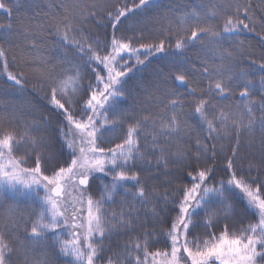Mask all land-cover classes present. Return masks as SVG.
<instances>
[{"label": "snow or ice", "instance_id": "snow-or-ice-1", "mask_svg": "<svg viewBox=\"0 0 264 264\" xmlns=\"http://www.w3.org/2000/svg\"><path fill=\"white\" fill-rule=\"evenodd\" d=\"M161 8L0 0V264H264V0Z\"/></svg>", "mask_w": 264, "mask_h": 264}, {"label": "trees", "instance_id": "trees-1", "mask_svg": "<svg viewBox=\"0 0 264 264\" xmlns=\"http://www.w3.org/2000/svg\"><path fill=\"white\" fill-rule=\"evenodd\" d=\"M159 2L162 5L161 11L166 10L168 7L170 6H176V5H181L184 3V0H159ZM190 2L192 3H198L199 0H190ZM251 2L253 4L257 3V0H251ZM42 5H57L60 3V0H41ZM20 12H24L25 9L24 8H20L19 9ZM155 11V10H153ZM28 14L31 15L32 11L29 9L28 10ZM257 16H260V12L259 10H257ZM6 19V14H4L3 12H0V20H4ZM93 31H95V29H93ZM240 39H243L246 41V43L251 44L254 48L257 49V52H259V49L261 47V45H264V41L261 40V35H264V32H262L259 23H257L256 26V31L254 32H248V31H242L240 34ZM153 37L151 36H147L146 34V39H151ZM49 40H54V38L49 37ZM55 49V44L54 43H49L47 45V51L48 54L52 55V56H56L57 52L54 50ZM15 51V49H14ZM9 62H10V66H11V58L9 57ZM165 62V58L161 55H156L154 57H152V64L143 72H139L136 73L135 76L132 78V80L130 81V86L131 85H135L137 80L143 81L145 84L150 81L153 78V72L152 69L153 67L159 66L160 64ZM5 80L6 77H4L3 75H0V97L4 96V95H10V84L11 82H8L9 87L6 88L5 86ZM34 83L33 80H31L30 78V82L27 86V90L28 92L32 93V84ZM33 96L37 97V102L44 106L45 105V101L43 99H40L39 97H42V93H32ZM234 100H238L239 96L238 94L233 98ZM31 162H29L30 165ZM101 183L100 180L96 181V184L99 185ZM7 195H11V194H7ZM41 195H43V192L41 191ZM96 198H99V193H95ZM23 199V198H21ZM123 197L122 196H117L116 197V201L117 204L114 205L113 207H118L119 205V201L122 200ZM19 207L24 211L25 216H27L29 213L38 210L36 209L35 205L32 204L31 200H27L24 203L20 204ZM107 208V205H106ZM107 210H111V209H107ZM9 211V206L7 203H5L3 206H0V217H5L7 216ZM62 238H70L68 237L66 234L62 236ZM63 259V258H62Z\"/></svg>", "mask_w": 264, "mask_h": 264}]
</instances>
